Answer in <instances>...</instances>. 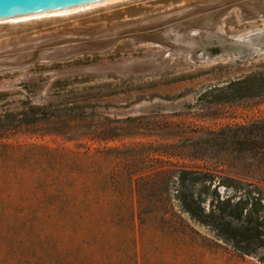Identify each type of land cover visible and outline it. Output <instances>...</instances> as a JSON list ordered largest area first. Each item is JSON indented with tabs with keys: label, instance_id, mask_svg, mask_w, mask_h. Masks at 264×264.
Returning a JSON list of instances; mask_svg holds the SVG:
<instances>
[{
	"label": "rangeland",
	"instance_id": "rangeland-1",
	"mask_svg": "<svg viewBox=\"0 0 264 264\" xmlns=\"http://www.w3.org/2000/svg\"><path fill=\"white\" fill-rule=\"evenodd\" d=\"M91 4L0 18V264H264L178 199L205 173L264 224V92L227 100L264 75V0Z\"/></svg>",
	"mask_w": 264,
	"mask_h": 264
},
{
	"label": "trees",
	"instance_id": "trees-1",
	"mask_svg": "<svg viewBox=\"0 0 264 264\" xmlns=\"http://www.w3.org/2000/svg\"><path fill=\"white\" fill-rule=\"evenodd\" d=\"M230 87H235L236 93L227 100L264 92V75L234 81ZM201 176L206 175L190 170H182L179 174L181 187L178 190V199L184 211L193 219L211 225L218 237L231 242L235 249L243 254L253 255L264 247V224L260 216L254 217L257 211L254 201L260 199V192L255 188L245 189L241 194L243 197L235 201L232 196H220L217 184L212 192L213 198L206 208L207 198L204 194L212 187L214 178L212 177L208 185L205 183L204 189L197 193L187 185L188 182L195 185L199 180L207 181ZM259 260L264 263V256Z\"/></svg>",
	"mask_w": 264,
	"mask_h": 264
},
{
	"label": "water",
	"instance_id": "water-1",
	"mask_svg": "<svg viewBox=\"0 0 264 264\" xmlns=\"http://www.w3.org/2000/svg\"><path fill=\"white\" fill-rule=\"evenodd\" d=\"M89 1L99 0H0V18L69 6L73 7Z\"/></svg>",
	"mask_w": 264,
	"mask_h": 264
},
{
	"label": "bare ground",
	"instance_id": "bare-ground-1",
	"mask_svg": "<svg viewBox=\"0 0 264 264\" xmlns=\"http://www.w3.org/2000/svg\"><path fill=\"white\" fill-rule=\"evenodd\" d=\"M91 2L93 1H89L90 5ZM87 3V2H85ZM89 3L87 5H83L82 6H76V7H72V8H56V9H51V10H45V11H39L38 13L32 12L33 14H28V15H17L11 18V20H24V19H31V18H38V17H43V16H54V15H62V14H68L70 12H75V11H79V10H83V9H87L89 8ZM70 7V6H69ZM10 20V21H11Z\"/></svg>",
	"mask_w": 264,
	"mask_h": 264
}]
</instances>
